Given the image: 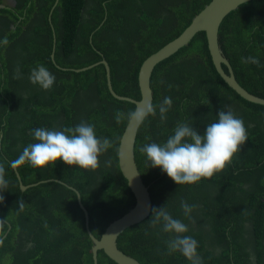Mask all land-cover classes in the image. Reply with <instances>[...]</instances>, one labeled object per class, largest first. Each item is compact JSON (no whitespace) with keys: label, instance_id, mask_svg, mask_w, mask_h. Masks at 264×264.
<instances>
[{"label":"trees","instance_id":"trees-1","mask_svg":"<svg viewBox=\"0 0 264 264\" xmlns=\"http://www.w3.org/2000/svg\"><path fill=\"white\" fill-rule=\"evenodd\" d=\"M209 1L17 0L15 9L25 15L15 19L20 20L16 29H10L6 17L0 18V176L7 181L0 190L8 196L1 195L5 209L0 214L6 221L0 220V228L11 224L0 245V264L9 263L6 257H12L11 264H93L84 212L64 183L80 192L97 237L127 212L135 198L119 169L118 146L128 122L124 117L134 104L111 95L103 64L83 71L71 68L104 56L114 90L138 99L142 61L179 35ZM219 42L239 83L264 97V0L230 12L220 26ZM53 46L56 63L67 69L52 61ZM246 57L257 63L242 62ZM37 65L55 77L48 90L29 82L30 70ZM151 87L154 109L165 96L172 101L165 120L155 111L144 119L136 138V161L149 185L152 207L163 205L188 225L185 234L197 241L202 264H252V258L264 264V106L243 99L223 81L204 32L155 67ZM117 110L123 114L119 123L114 119ZM218 110L242 119L248 136L220 172L192 185H176L158 167H147L139 151L143 144L163 141L178 122L202 132ZM82 120L94 126L97 136L111 141L112 146L99 154L98 167L83 170L58 159L34 168L25 161L16 166L24 184L49 178L62 182H39L21 191L10 162L32 142L30 129L70 127ZM10 186L12 190H5ZM181 200L195 205L191 220L183 216ZM19 202L25 206L20 208ZM151 219L150 214L127 228L118 238L119 247L142 264H189L178 252L167 251L170 235L150 227ZM197 219L204 221L203 227L192 224ZM18 235L30 237L33 245L22 252L24 240L12 241ZM98 264L116 263L99 251Z\"/></svg>","mask_w":264,"mask_h":264},{"label":"clouds","instance_id":"clouds-1","mask_svg":"<svg viewBox=\"0 0 264 264\" xmlns=\"http://www.w3.org/2000/svg\"><path fill=\"white\" fill-rule=\"evenodd\" d=\"M242 62L257 63L254 57L242 58ZM15 74H19L18 67ZM28 79L42 90H48L55 77L43 65H37L30 70ZM171 103V98L165 96L156 109L150 103L138 105L124 118L140 124L158 110L160 120L164 121ZM122 116L117 110L114 116L117 123ZM30 136L32 142L27 143L17 158L10 162L11 167L26 161L31 167L44 168L59 159L68 166L94 170L98 167L99 154L112 146L107 137L97 136L94 126L83 120L70 127L32 128ZM247 138L242 119L232 111L218 110L216 119L205 124L202 132L187 122H178L163 141L145 143L139 151L143 154L147 167H158L176 185H192L220 172L233 155L240 151ZM108 163L110 162L105 161V164ZM6 185L7 181L0 176V189ZM148 207L152 215L149 226H158L159 231L170 235V239L166 241L167 251L178 252L189 264H202L197 253V241L185 234L188 232V225L181 219L174 218L163 205L158 208ZM180 208L183 216L191 220L195 205L181 200Z\"/></svg>","mask_w":264,"mask_h":264},{"label":"water","instance_id":"water-1","mask_svg":"<svg viewBox=\"0 0 264 264\" xmlns=\"http://www.w3.org/2000/svg\"><path fill=\"white\" fill-rule=\"evenodd\" d=\"M249 1L252 0H210L196 15H194L190 23L181 31L179 35L162 45L159 49L148 55L142 61L137 74V83L140 91V97L138 99L122 95L114 90L111 80L110 65L104 57L101 60L87 66L71 69L73 71H83L99 64H103L107 88L113 97L133 103L134 109L138 105L146 103H150L152 105L154 90H152L151 87V77L155 67L184 46H187L199 32H204L212 62L223 81L243 99L251 103L264 106L263 96H259L248 91L239 83L234 69L228 58L225 56L219 42V29L223 20L230 12ZM51 58L57 67L63 70L67 69L65 67H60L56 63L54 52L52 53ZM141 124L142 123L137 124L135 121H128L122 132L118 146L119 169L123 177L126 179L127 185L133 193L135 201L126 213H123L121 216L109 222L99 237L95 236L90 229V213L82 202L80 192L76 188L64 183L76 192L78 203L84 212L85 229L92 241L91 252L93 264H98L99 251H103V253H105V255L116 264H142L137 258L124 252L118 245L119 236L127 228L145 220L150 215L148 206H152L149 185L145 183L142 177L135 156L136 138ZM14 168L22 189L38 183L35 182L28 185L23 184L22 178L16 166ZM49 180L50 179H45L40 182ZM56 180L62 182L58 179Z\"/></svg>","mask_w":264,"mask_h":264},{"label":"flooded vegetation","instance_id":"flooded-vegetation-1","mask_svg":"<svg viewBox=\"0 0 264 264\" xmlns=\"http://www.w3.org/2000/svg\"><path fill=\"white\" fill-rule=\"evenodd\" d=\"M12 3H11V2ZM58 0H56V2H57ZM17 0H0V18H7V20L8 21H10V29H12V30H14V29H16V24H17V22H20V20L19 19H23V15H25V12H23V15H21L22 14V10H19V9H15L16 7H17ZM55 6V5H54ZM54 6L51 8V9H53L54 8ZM3 10H5L4 12H2ZM49 16H51V13H50V15ZM16 18H19L17 21L15 20ZM0 27L1 28H3V25H2V23H0ZM54 46H53V50H52V52H51V54H50V56L52 55V53L54 52ZM2 135V134H1ZM13 169H14V173H15V176H16V178L18 179V177H17V174H16V171H15V168L14 167H12ZM50 180L49 181H53V180H55L56 181V179H54V178H49ZM40 181H38V183H39ZM18 183H19V188H20V190L21 191H25V190H27V189H29V187H31V186H28V187H26L25 189H22V187H21V184H20V181L18 180ZM22 183H23V181H22ZM35 183V182H34ZM37 183V184H38ZM24 184V183H23ZM32 184V183H31ZM26 185H28V184H26ZM5 190H12V188H11V186L10 187H8V188H6ZM72 191H74V190H72ZM213 191H216V190H213ZM7 192L6 191H3V190H0V201H1V195H4V196H6L7 198H8V196H7V194H6ZM74 193L76 194V192L74 191ZM68 197V196H67ZM76 200H77V195H76ZM38 202V201H37ZM77 203H78V200H77ZM20 208H23L25 205L22 203V202H19L18 204H17ZM78 205H79V203H78ZM5 205H4V202L3 203H0V212L1 211H3L4 209H2V207H4ZM79 207H80V205H79ZM82 210V209H81ZM82 212H83V210H82ZM2 214H0V220H4V221H6V219H4L2 216H1ZM83 217H84V214H83ZM8 222V221H7ZM245 223H248V222H245ZM192 224H194V225H196V226H201V227H203L204 226V221L203 220H199V219H197L196 220V222H195V220H194V222L192 223ZM196 229H197V227H196ZM10 230H11V224L8 222V228L7 229H3V228H0V233H1V235H0V245H1V243L4 241V239L7 237V235H8V233L10 232ZM22 240H24L23 238H22V236L21 235H18V236H16V237H12V241H14V242H16V243H20ZM262 242L264 243V237H263V240H262ZM16 243L14 244V245H16ZM14 245H12L11 247H10V251H9V254H13V250H11L12 249V247L14 246ZM33 245V241L31 240V238L30 237H28V238H25V240H24V242H23V244H22V247H21V251L23 252V251H25V250H27L29 247H31ZM264 249V248H263ZM252 254H253V252H250L249 253V256H248V258H250L251 256H252ZM11 258L12 257H6V258H4L6 261H8L9 263L8 264H11ZM252 264H256V261L252 258V262H251Z\"/></svg>","mask_w":264,"mask_h":264},{"label":"bare ground","instance_id":"bare-ground-1","mask_svg":"<svg viewBox=\"0 0 264 264\" xmlns=\"http://www.w3.org/2000/svg\"><path fill=\"white\" fill-rule=\"evenodd\" d=\"M193 18V17H192ZM31 184V183H30ZM33 184V183H32Z\"/></svg>","mask_w":264,"mask_h":264}]
</instances>
